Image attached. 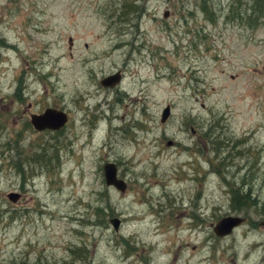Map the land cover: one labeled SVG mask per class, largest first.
<instances>
[{
	"label": "rangeland",
	"instance_id": "374dc122",
	"mask_svg": "<svg viewBox=\"0 0 264 264\" xmlns=\"http://www.w3.org/2000/svg\"><path fill=\"white\" fill-rule=\"evenodd\" d=\"M261 222L264 0H0V264H264Z\"/></svg>",
	"mask_w": 264,
	"mask_h": 264
},
{
	"label": "water",
	"instance_id": "95a60500",
	"mask_svg": "<svg viewBox=\"0 0 264 264\" xmlns=\"http://www.w3.org/2000/svg\"><path fill=\"white\" fill-rule=\"evenodd\" d=\"M121 82V73L118 72L115 75H111L105 78L101 84L105 87H115ZM171 116V108L168 106L163 111L162 122L165 123ZM68 121L67 115L59 109L48 108L42 114H33L31 116V123L34 127L43 131L46 129L58 131L61 130ZM105 180L108 187H115L122 193H125L127 189L126 182L118 177V168L114 163H107L104 166ZM11 202H17L20 196L17 193H11L8 195ZM245 218L242 217H225L221 219L215 226L214 232L219 237H227L233 233V231L240 227ZM112 224L115 230H119L120 220L113 219ZM264 227V222L261 223Z\"/></svg>",
	"mask_w": 264,
	"mask_h": 264
},
{
	"label": "flooded vegetation",
	"instance_id": "af4514ba",
	"mask_svg": "<svg viewBox=\"0 0 264 264\" xmlns=\"http://www.w3.org/2000/svg\"><path fill=\"white\" fill-rule=\"evenodd\" d=\"M122 77H123V75H122ZM124 78V77H123ZM65 112H66V114L68 115V123L66 124V126L65 127H68L70 124H71V122H72V115H71V113L68 111V110H65ZM126 182V181H125ZM126 185H127V182H126ZM127 187H128V185H127ZM127 190V189H126Z\"/></svg>",
	"mask_w": 264,
	"mask_h": 264
},
{
	"label": "trees",
	"instance_id": "16d2710c",
	"mask_svg": "<svg viewBox=\"0 0 264 264\" xmlns=\"http://www.w3.org/2000/svg\"><path fill=\"white\" fill-rule=\"evenodd\" d=\"M244 198H246V197H244ZM234 202H235L237 207H240L243 203V201L240 199V197H237V196L234 198ZM241 207H244V206H241ZM237 209H239V208H237Z\"/></svg>",
	"mask_w": 264,
	"mask_h": 264
},
{
	"label": "bare ground",
	"instance_id": "6f19581e",
	"mask_svg": "<svg viewBox=\"0 0 264 264\" xmlns=\"http://www.w3.org/2000/svg\"><path fill=\"white\" fill-rule=\"evenodd\" d=\"M126 10V9H125ZM132 12V11H131ZM124 14H126V11H125V13ZM98 129V128H97ZM91 143H92V141H91ZM171 143V142H170ZM49 166V165H48ZM50 170V169H49ZM242 189V188H241ZM251 194V193H250ZM182 200V199H181ZM200 219V218H199ZM202 221V220H201ZM199 225V224H198ZM131 253V252H130Z\"/></svg>",
	"mask_w": 264,
	"mask_h": 264
}]
</instances>
